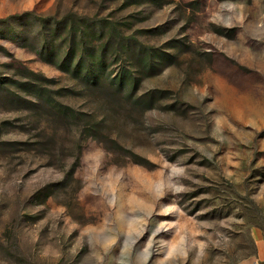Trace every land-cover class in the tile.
<instances>
[{"label":"rangeland","instance_id":"obj_1","mask_svg":"<svg viewBox=\"0 0 264 264\" xmlns=\"http://www.w3.org/2000/svg\"><path fill=\"white\" fill-rule=\"evenodd\" d=\"M261 243L264 0H0V264Z\"/></svg>","mask_w":264,"mask_h":264},{"label":"crops","instance_id":"obj_2","mask_svg":"<svg viewBox=\"0 0 264 264\" xmlns=\"http://www.w3.org/2000/svg\"><path fill=\"white\" fill-rule=\"evenodd\" d=\"M249 264H264V243L260 244L257 258L252 262H249Z\"/></svg>","mask_w":264,"mask_h":264}]
</instances>
